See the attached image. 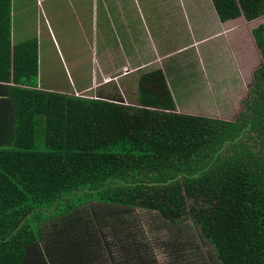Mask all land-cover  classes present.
Here are the masks:
<instances>
[{
  "label": "trees",
  "instance_id": "16d2710c",
  "mask_svg": "<svg viewBox=\"0 0 264 264\" xmlns=\"http://www.w3.org/2000/svg\"><path fill=\"white\" fill-rule=\"evenodd\" d=\"M212 2L222 21L264 15V0ZM137 83L129 99L115 82L90 96L12 86L0 264H264V94L227 120L178 112L161 69Z\"/></svg>",
  "mask_w": 264,
  "mask_h": 264
},
{
  "label": "crops",
  "instance_id": "0c3cea01",
  "mask_svg": "<svg viewBox=\"0 0 264 264\" xmlns=\"http://www.w3.org/2000/svg\"><path fill=\"white\" fill-rule=\"evenodd\" d=\"M48 1L50 0H35L36 7H33V5L31 6L32 0H0V5L11 9L9 43L7 38L5 39L7 30L3 29V20H0V140L8 139L11 128L16 127L15 119L9 120L13 118L14 114L9 109L12 86L23 85L40 88L39 79L36 80V86L31 85L29 81H33L34 76L39 77L42 67L38 20L44 14L43 6ZM166 2L163 0L162 4H166ZM183 2L186 7H141L137 12L141 16V12L145 11L144 16L147 17L142 24L136 27H130L127 20L134 10H126V7L115 8L114 15L117 17V21L114 18L113 20L116 28L114 30L107 27L104 31L103 41L105 43L101 44L98 50L101 56L99 69L101 75L108 77L110 74L105 72L106 67H109L110 70L113 69V65L118 68L119 66L127 67L123 76L113 78L111 82L118 84L120 91L126 92L125 95L128 99L132 97V94L137 95V80L141 73L161 69L172 93H174L177 111L195 114L185 111V109L196 106V102L201 104L205 101V96L203 100H200L201 96L198 93L201 95L204 92L207 93V86L211 90L224 91L222 100L227 99L224 83L226 84L229 78H233L230 76L232 70L226 66V63L223 66L219 63L218 69L221 75L219 78L213 71L212 60L217 58V50L224 54L229 52L232 46H239V43L231 41V31L229 38L227 37V31L233 28H230L229 24L234 20H220L212 0H210L212 7L209 11L211 16L216 18L212 21L206 20V7L198 4L202 0H183ZM115 5H119V0H115ZM149 12L157 18L154 26L150 25L152 18ZM76 20H80L78 14ZM210 23L212 26L216 25L217 30H211ZM87 24L89 32L97 37V31L92 29L93 22L88 14ZM51 36L55 37L53 33ZM7 46L10 47L11 53L10 74L7 64H5L7 62L5 55L9 56ZM231 56L232 59L238 61L240 53L237 50ZM109 63H111L110 66L107 65ZM115 76L117 75L115 74ZM8 77H10V81H8ZM223 77V83H219ZM197 82L203 84L202 91L197 90ZM211 106L214 105L209 103L208 106L203 104L201 107L210 108ZM215 107L219 108L220 105Z\"/></svg>",
  "mask_w": 264,
  "mask_h": 264
},
{
  "label": "rangeland",
  "instance_id": "374dc122",
  "mask_svg": "<svg viewBox=\"0 0 264 264\" xmlns=\"http://www.w3.org/2000/svg\"><path fill=\"white\" fill-rule=\"evenodd\" d=\"M166 1V4H162L163 0H119V5H115V0L114 2H111V0H50L45 2V5L43 6L44 14L39 17L38 20V29L41 36L42 67L40 69V75L38 78H36V80L39 79L40 88L64 93L69 91H76L80 93V91H84L86 94L88 91H93L95 88L102 89L107 84L110 86L111 79L117 77L120 78V76H123L127 70V67L122 68L119 66L118 68L112 64L113 69L110 70L109 67H106L105 71L110 75L108 77H104L101 75V71L99 69L101 56L99 55L98 50L100 45L105 43V41H103L105 37L104 31L107 27L114 30L116 28V24L114 25L113 20L114 18L117 21V17L114 15V11L116 10L115 8L126 7V10H134V12L127 17V20L130 27H136L142 24L147 17L144 16L145 11H143V13L141 12V16L137 12L141 9V7H186L183 0ZM198 4H200L202 7H206V20L212 21L216 19L214 16H211L209 11L211 10L210 7H212L210 0H202V2ZM32 5L33 7H36L35 0H32L31 6ZM77 14L80 17L79 21L76 20ZM87 14L90 15V18L93 22L92 29L97 31V37H94L92 32H89ZM149 14L152 18L150 25L154 26L157 22V18L153 17L152 13L149 12ZM239 19L240 18H236L235 21H238ZM263 21L264 17L260 18L259 24L263 23ZM85 28L87 29L86 31ZM211 30H217L216 25H211ZM51 32L55 37L51 36ZM246 32H248L247 28ZM231 41H234L235 43L240 42L234 38H232ZM248 45H250V49H252L251 43L247 41L246 51H249L247 49L249 48ZM223 57L224 58H222L220 61L221 66L225 64V61L229 65L235 63L234 66H240L238 64L241 63V59H239L238 63L237 61H233L232 57L228 54L224 55ZM219 60V58H214L212 60V64L214 66L213 71L215 72V75L219 76L220 78L221 75L218 69ZM110 64L111 63L107 65L110 66ZM102 69L104 70V68ZM231 70L233 71L236 78L239 75L237 69L232 68ZM233 73H231L230 76H233ZM115 74L117 76H115ZM223 80L224 77L219 83H223ZM232 81L230 83L231 87H233ZM249 81L247 83L240 82V85L237 86H240V89L242 90L241 94L243 96L246 92V89L250 87ZM196 85L197 90L202 91L203 84L197 82ZM77 87L81 90H75ZM207 89L208 92H204L203 95L198 93L201 96L200 100H203L205 96V101L202 103L205 106H208L209 103L214 106H211L210 108L201 107L203 104L196 102V106L191 107V109H185V111L194 112L196 115H200L199 113H203L205 115L211 114L210 116L221 119L235 120V114L233 110L236 114H238L239 108L235 103H233V107H231V103L228 101L229 93L226 95L227 99L224 101L222 100L224 91L211 90V88L208 86ZM110 93L116 94L119 93V90L117 87H114L111 89ZM121 94L124 96L123 92H121ZM86 95L90 96L91 94ZM199 104L200 106H198ZM218 104L220 107L216 108L215 106ZM143 219L145 224L152 229L162 228V220H160L159 216H156L153 213H149ZM187 223L189 224V222ZM160 234L166 235L167 231L162 230ZM197 236L199 237L200 235L198 234ZM201 245L203 251L207 255L211 253L212 258H209L212 263V261H214L216 258L212 249L210 248V245L208 246V243L205 244L203 241L201 242Z\"/></svg>",
  "mask_w": 264,
  "mask_h": 264
},
{
  "label": "flooded vegetation",
  "instance_id": "af4514ba",
  "mask_svg": "<svg viewBox=\"0 0 264 264\" xmlns=\"http://www.w3.org/2000/svg\"><path fill=\"white\" fill-rule=\"evenodd\" d=\"M262 17H264V15L252 20H247L244 16L238 17L240 18L238 21H235L236 18L229 19L234 21L229 24L230 28H233L227 31V37L229 38V32L231 31L230 39L234 38L235 40H239V46H232L229 52H225L224 54L219 53L217 50V58L220 59L219 63H221V59L224 58L223 56L226 54L231 56V54H234L237 50L240 53L239 59H241V63H239V60L237 61L239 63L238 65L240 66H234L235 63L229 65L225 61L226 66H229L230 69L236 68L239 73V75L235 78V75L232 71L233 78H229L226 84L224 83L226 95L229 93L230 99L228 98V101L231 103V107H233V103H235L239 108L238 114H236L233 110L235 119L238 115H240L241 112H243L245 108L244 103L248 100L250 94H257L258 96L264 94L260 93L264 92V21L263 23L259 24V19ZM246 28L248 29V32L243 31H246ZM258 28H260V31H257ZM247 41H249L252 46V49H250L251 47L248 45L249 48L247 49L249 51H246ZM233 61L236 60L233 59ZM231 81L233 87L230 85ZM248 81L250 83V87L246 89V92L243 96L241 94L242 90L240 89V86H237L240 85V82L247 83Z\"/></svg>",
  "mask_w": 264,
  "mask_h": 264
}]
</instances>
